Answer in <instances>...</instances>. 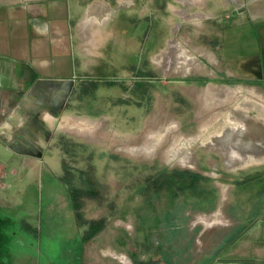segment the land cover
Listing matches in <instances>:
<instances>
[{
  "label": "rangeland",
  "instance_id": "rangeland-1",
  "mask_svg": "<svg viewBox=\"0 0 264 264\" xmlns=\"http://www.w3.org/2000/svg\"><path fill=\"white\" fill-rule=\"evenodd\" d=\"M224 1L193 3L201 25L181 0L114 3L49 128L0 142V264H211L209 231L264 206V116L239 104L264 109V0Z\"/></svg>",
  "mask_w": 264,
  "mask_h": 264
},
{
  "label": "crops",
  "instance_id": "crops-1",
  "mask_svg": "<svg viewBox=\"0 0 264 264\" xmlns=\"http://www.w3.org/2000/svg\"><path fill=\"white\" fill-rule=\"evenodd\" d=\"M125 1L131 0H0V142L5 148H19L24 140L38 136V128H49L47 124L55 120L53 104L65 94L68 104L76 83L86 76L88 53L115 34L110 30L111 36L104 37L101 25L114 3L121 7ZM181 1V9L171 4L181 21L201 25L208 15L193 8L196 0ZM233 2L224 4L234 13ZM243 2L238 3L242 5L236 7L237 13L244 11ZM179 24L174 23L175 35L168 37L167 47L160 52L169 61L166 69L173 54L182 53L190 40L187 31L176 33ZM164 53L171 57L166 59ZM0 170L5 176L2 163ZM236 215L229 214L235 224L226 231L219 227L209 231L214 232L211 243L218 250L211 264L254 260L264 264V206Z\"/></svg>",
  "mask_w": 264,
  "mask_h": 264
},
{
  "label": "bare ground",
  "instance_id": "bare-ground-1",
  "mask_svg": "<svg viewBox=\"0 0 264 264\" xmlns=\"http://www.w3.org/2000/svg\"><path fill=\"white\" fill-rule=\"evenodd\" d=\"M240 104L245 107V108H251V107H255V109L257 110V113L259 115L264 116V109H262L258 104H253L252 102L248 101V100H241Z\"/></svg>",
  "mask_w": 264,
  "mask_h": 264
},
{
  "label": "trees",
  "instance_id": "trees-1",
  "mask_svg": "<svg viewBox=\"0 0 264 264\" xmlns=\"http://www.w3.org/2000/svg\"><path fill=\"white\" fill-rule=\"evenodd\" d=\"M193 177H195V176H192V178ZM73 204H74V208H75V210H76V214H79V209H80V203L77 201L76 203L75 202H73Z\"/></svg>",
  "mask_w": 264,
  "mask_h": 264
}]
</instances>
